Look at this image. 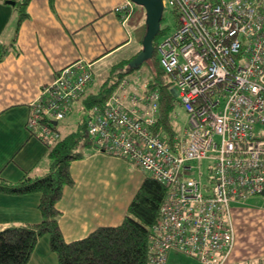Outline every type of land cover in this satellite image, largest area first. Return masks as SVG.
I'll list each match as a JSON object with an SVG mask.
<instances>
[{
  "label": "built area",
  "instance_id": "1",
  "mask_svg": "<svg viewBox=\"0 0 264 264\" xmlns=\"http://www.w3.org/2000/svg\"><path fill=\"white\" fill-rule=\"evenodd\" d=\"M168 2L177 30L157 51L187 125L168 134L158 124L159 90L136 81L128 91L125 76L103 107L89 109V138L97 151L127 159L167 187L148 264H167L172 250L227 264L232 206L264 198V132L257 130L264 125V0H164V7ZM116 10L126 20L135 4L126 0ZM93 78L85 61L60 70L30 105L32 134L55 142L54 122L67 117Z\"/></svg>",
  "mask_w": 264,
  "mask_h": 264
},
{
  "label": "crops",
  "instance_id": "2",
  "mask_svg": "<svg viewBox=\"0 0 264 264\" xmlns=\"http://www.w3.org/2000/svg\"><path fill=\"white\" fill-rule=\"evenodd\" d=\"M125 2L30 0L25 9L28 17L19 23L18 7L0 0V179L16 183L27 175L44 176L49 170V147L32 134L27 122L31 103L60 70L78 61L91 63L94 78L88 89L95 90L98 70L109 73L141 51L142 47L134 46V30L143 37L146 24L131 26L134 13L123 19L116 8ZM70 171L74 183L65 186L57 204L66 241L84 238L101 226L121 224L149 175L127 159L92 145L71 162ZM40 198L39 193L0 192V229L39 222ZM234 206L235 243L227 264L264 263V241L257 243V232L248 238L251 221L263 234L264 206ZM57 263L49 236H42L28 264Z\"/></svg>",
  "mask_w": 264,
  "mask_h": 264
},
{
  "label": "trees",
  "instance_id": "3",
  "mask_svg": "<svg viewBox=\"0 0 264 264\" xmlns=\"http://www.w3.org/2000/svg\"><path fill=\"white\" fill-rule=\"evenodd\" d=\"M29 1L6 0L13 2L20 10L19 23L28 17L25 9ZM161 32L162 29L158 34ZM154 46L153 56L149 60H155L161 65L157 55V43ZM134 57L115 65L109 77L95 90L88 89L79 98L85 109L89 111L94 105L103 107L106 104L122 78L135 70L129 66ZM167 77L169 76L161 67L156 70L155 78L149 81V85L151 89H158L160 92L158 124L168 134L173 135L177 129L173 117L177 97L172 91L173 82L170 78L166 80ZM60 121L54 122L52 126L59 133V137L48 146L50 165L44 176L27 175L16 183L0 179V192L39 193L42 217L36 223L0 229V264H28L38 240L44 235L50 238V246L58 256L57 264H148L150 231L159 221L160 207L167 194V187L151 175L144 179L135 193L121 224L101 226L84 238L65 240L59 225L61 211L57 204L62 198L65 186L74 183L70 171L71 162L81 158L84 148L92 143L87 118L77 121L76 128L67 133L60 130Z\"/></svg>",
  "mask_w": 264,
  "mask_h": 264
},
{
  "label": "rangeland",
  "instance_id": "4",
  "mask_svg": "<svg viewBox=\"0 0 264 264\" xmlns=\"http://www.w3.org/2000/svg\"><path fill=\"white\" fill-rule=\"evenodd\" d=\"M168 1V0H167ZM135 4V11H134V17L131 21V26H136L138 24H146V10L142 5ZM177 16L175 14L174 7L168 2L166 7L164 8L163 12V18L161 21V29L162 32L158 34L154 40V43L158 45V43H162L167 37H169L172 33H174L177 30ZM134 34L136 37L135 40V47H142V40L143 37L139 30H134ZM157 55L159 58H161V53H158ZM162 65L157 64V61L147 60L145 61L139 68L132 70L128 73V79H130L131 85L128 87V91L133 89V84L138 81L139 84H143L146 81H151L155 78L156 70L160 69ZM110 72H105L103 69L98 70L97 75V86L103 82L107 77H109ZM123 79V78H122ZM169 77H167L166 80H168ZM96 88V86H95ZM139 93L140 91H136ZM173 117L175 120V125L178 130H182L187 125V119L188 115L183 106L177 102L175 105V110L173 113ZM177 114L179 116L177 117ZM88 110L84 108V104L82 100L76 99L72 102V110L67 115V117L64 120H61L59 123V128L63 133H67L71 131V129L76 128L77 121L87 118ZM257 130L264 132V125H258ZM207 162H203V168H206ZM43 176V175H42ZM206 181V178H205ZM208 181V179H207ZM243 204H247L246 208H249V206H264V198L263 196L257 195L252 196L247 199L245 203H241V206ZM235 205V204H234ZM232 206L233 216L235 215V206ZM255 224L253 221L249 223V237H253V235L256 233L255 237L257 240V243L260 244L264 241V230L263 234H260L255 229ZM260 261V260H259ZM260 262H263L261 260ZM168 264H204L200 260L189 256L181 251L178 250H172L169 255V262Z\"/></svg>",
  "mask_w": 264,
  "mask_h": 264
},
{
  "label": "water",
  "instance_id": "5",
  "mask_svg": "<svg viewBox=\"0 0 264 264\" xmlns=\"http://www.w3.org/2000/svg\"><path fill=\"white\" fill-rule=\"evenodd\" d=\"M142 5L146 10V32L142 40L141 51L129 62L133 69L139 68L153 56L155 49L154 39L161 30V21L164 12V0H131ZM13 3V2H12ZM175 91V89H173Z\"/></svg>",
  "mask_w": 264,
  "mask_h": 264
}]
</instances>
